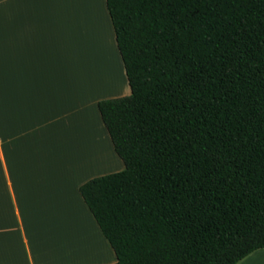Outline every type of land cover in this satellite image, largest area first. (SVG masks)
I'll return each instance as SVG.
<instances>
[{
  "label": "trees",
  "instance_id": "obj_1",
  "mask_svg": "<svg viewBox=\"0 0 264 264\" xmlns=\"http://www.w3.org/2000/svg\"><path fill=\"white\" fill-rule=\"evenodd\" d=\"M127 96L97 102L121 172L78 192L113 264L264 248V0H105Z\"/></svg>",
  "mask_w": 264,
  "mask_h": 264
},
{
  "label": "crops",
  "instance_id": "obj_2",
  "mask_svg": "<svg viewBox=\"0 0 264 264\" xmlns=\"http://www.w3.org/2000/svg\"><path fill=\"white\" fill-rule=\"evenodd\" d=\"M65 2L68 6L69 1ZM102 2L105 4V0ZM83 5H89V0H84ZM55 8L54 0H0V244L22 240L41 212L67 206L73 208L81 220L84 218L89 229L98 236L103 252L95 253V256L104 261L96 264H113L115 254L78 188L90 179L124 169L110 145L97 102L127 96L130 89L123 68L126 91L123 87L122 94L98 95L96 90L101 86L87 89L84 84L79 92L77 79L70 71V52L63 56L64 42L59 27L61 13ZM88 9L83 6L70 10L68 6L73 38L75 24L77 35L79 11L89 22L95 20V16L94 20L91 18L94 9ZM82 27L79 25L77 47L84 42L80 36ZM94 35L98 36L96 31ZM81 47V51L78 48L79 59L84 58L95 71L105 70L102 79L111 81L113 76L120 75L118 63L115 74L110 73L109 59L105 67L101 64L104 54L94 56L91 53L89 56L91 49ZM118 58L122 63L120 55ZM109 75H113L112 78ZM98 77L87 74L86 78L98 85ZM87 94L91 100L80 106L78 98ZM92 127L101 133L103 146L94 143ZM110 167L117 170H106ZM57 239L53 254L41 255L49 262L79 253L66 237ZM72 253L74 255H68ZM92 254L91 250L89 255ZM28 258L32 261V256ZM236 264H264V248L253 251Z\"/></svg>",
  "mask_w": 264,
  "mask_h": 264
},
{
  "label": "rangeland",
  "instance_id": "obj_3",
  "mask_svg": "<svg viewBox=\"0 0 264 264\" xmlns=\"http://www.w3.org/2000/svg\"><path fill=\"white\" fill-rule=\"evenodd\" d=\"M55 1V10L57 13H61L60 15V28H61V38L64 42L63 45V56L66 57L67 52H70L69 55V63H70V71L72 72V76L77 79L78 82V88L79 92H81V88L83 84L85 85V88H92V86H101L100 90H96L98 95H114V94H122L124 90L126 91V86H124V77L123 72L121 68L122 63L119 62V54L116 48V44L114 41V32L110 22H108V19H110L106 16V8L105 4H103L102 0H98V9L92 2V0H89V5H83L88 6L87 11H93L94 14L92 19L95 16V20L92 22H89L84 16V14L81 13V11L78 12L76 23H77V35H76V24L74 26V38L72 36V27L68 18V6L70 7V10L73 9H81L82 3L84 0H54ZM64 1V2H63ZM65 1H69V5L67 6ZM81 3V4H80ZM106 11V12H105ZM101 14V15H100ZM97 15V16H96ZM102 16V17H100ZM72 18V17H71ZM101 18V19H100ZM73 20V19H71ZM110 21V20H109ZM98 24H101L103 28L107 29L110 32V42L112 45V53L110 55V52L102 45L99 38L98 33ZM79 25L83 29V34L80 35L84 40V42H80L77 47V36H79ZM96 29V30H95ZM97 33L98 36L94 35V33ZM81 32V33H82ZM83 45L86 50L87 48H90L92 52H89L88 55L90 56L91 53L95 56H101L104 54L105 56L101 57L102 59V65L105 67L106 62H108L109 59V72H114L117 68L120 70L119 76H113L109 75L112 80L108 81L107 78L102 79L104 77L105 70H102L101 72L95 71L92 66H88L89 64L86 63V60L79 59V51L82 50ZM66 48L68 51H66ZM93 48V49H92ZM101 49V50H98ZM101 73V74H99ZM87 74L91 75L92 77H97L100 79V83L97 85L92 81L87 80ZM106 77V76H105ZM126 80V78H125ZM105 81V82H103ZM128 84V83H127ZM104 87V88H102ZM123 87L125 88L123 90ZM127 93H129V90L127 89ZM96 94V95H97ZM123 96V95H122ZM120 96V97H122ZM91 100L90 95H82L78 98V103H88ZM105 100V99H103ZM89 113H92L90 109H88ZM92 137L94 140V143H99V146H103V140L101 139V133L96 129V127H92ZM99 137V142L96 141L97 137ZM111 145V142H110ZM121 162V160H119ZM123 167V166H122ZM106 170H117L115 167H110ZM105 172V170H104ZM73 209V208H72ZM68 209L67 206H62L59 208V210H53V211H47V212H41L39 214L38 218L34 220L31 224L30 230L26 231V236L22 238V240L17 239L12 242H7L0 244V263H6V264H20L22 262L24 263H30V264H96L101 263L100 258L98 256H95V253L103 252L102 244H100L98 240V236H95L96 234H93V232L89 229V226L87 225V221L81 220V216L75 214L74 210ZM92 229V228H91ZM59 236H63L67 238V241L71 242L72 246L79 250V253L76 256H68L67 258H63L62 260H59L57 262H49L46 260V258H43L41 255L49 252V254H53L54 249L57 247V241ZM60 241V240H59ZM21 244V245H15L16 251L14 250V243ZM12 244V246H10ZM4 245V246H3ZM7 245V246H6ZM21 246L20 248H17ZM41 246V247H40ZM18 249V251H17ZM93 251L94 254L89 255L90 251ZM5 251V252H4ZM11 253V255H10ZM30 253V254H29ZM29 255L32 256V261L29 260ZM68 255H74L68 254ZM19 258V259H18Z\"/></svg>",
  "mask_w": 264,
  "mask_h": 264
},
{
  "label": "bare ground",
  "instance_id": "obj_4",
  "mask_svg": "<svg viewBox=\"0 0 264 264\" xmlns=\"http://www.w3.org/2000/svg\"><path fill=\"white\" fill-rule=\"evenodd\" d=\"M92 2H93V4L98 8V9H100L99 7H98V5H99V3H98V0H92ZM101 15V14H100ZM100 17H102V16H100ZM101 19V18H100ZM81 32V31H80ZM98 33H99V38H100V42L102 43V45L104 46V47H106V49L108 50V52H110V55H111V53H112V45H111V40H110V32L107 30V29H105V28H103V26L101 25V24H98ZM13 243V242H12ZM20 243V242H19ZM18 243V244H19ZM18 244H16V242L14 243V250L13 251H16L15 249V245H18ZM19 245H21V244H19ZM4 246V245H3ZM7 246V245H6ZM10 246H12V244H10ZM21 246H19V247H17V248H20ZM17 251H18V249H17ZM5 252V251H4ZM10 255H11V253H10ZM19 259V258H18Z\"/></svg>",
  "mask_w": 264,
  "mask_h": 264
}]
</instances>
